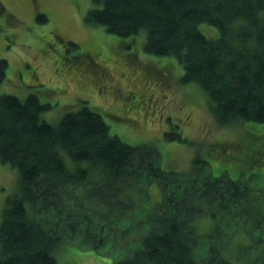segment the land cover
Returning <instances> with one entry per match:
<instances>
[{"label":"trees","instance_id":"16d2710c","mask_svg":"<svg viewBox=\"0 0 264 264\" xmlns=\"http://www.w3.org/2000/svg\"><path fill=\"white\" fill-rule=\"evenodd\" d=\"M91 2L86 22L124 38L145 33L147 53L174 57L179 82L202 89L218 126L264 124V0ZM46 17L36 15L40 23ZM201 23L219 35L207 37ZM6 66L0 58V84ZM49 107L34 93L0 94V163L18 173V194L0 221V264H59L55 250L67 242L112 250L113 264H232L247 246L242 264H264V173L214 176L198 159L193 177H180L162 169L154 145L122 141L88 105L57 123L41 117ZM252 128L253 136L264 130ZM252 141L243 164L263 167L264 145Z\"/></svg>","mask_w":264,"mask_h":264},{"label":"rangeland","instance_id":"374dc122","mask_svg":"<svg viewBox=\"0 0 264 264\" xmlns=\"http://www.w3.org/2000/svg\"><path fill=\"white\" fill-rule=\"evenodd\" d=\"M91 7V0H0V58L7 61L0 94L20 99L38 95L50 105L41 113L50 123L86 104L102 114L110 132L122 141L154 145L162 169L180 177H193L198 159L208 162L214 176L239 179L264 173V166H245L247 158L242 157L245 147H253L252 139L264 145V124L218 126L202 89L194 82H179L183 69L174 57L147 53L145 33L124 38L86 22ZM39 13L47 16L46 22H38ZM198 26L207 37L219 35L208 23ZM72 41L76 48L70 46ZM252 126L262 130L259 136L251 134ZM172 131L182 140L169 139L166 133ZM148 190L150 203H159L158 184L152 183ZM17 194V171L0 163V221L8 199ZM222 230L230 239L226 225ZM260 241L264 242V232ZM87 249L67 242L55 255L59 264H113L112 250ZM250 250L240 249L232 264H242Z\"/></svg>","mask_w":264,"mask_h":264},{"label":"flooded vegetation","instance_id":"af4514ba","mask_svg":"<svg viewBox=\"0 0 264 264\" xmlns=\"http://www.w3.org/2000/svg\"><path fill=\"white\" fill-rule=\"evenodd\" d=\"M119 118H122V117H119Z\"/></svg>","mask_w":264,"mask_h":264},{"label":"bare ground","instance_id":"6f19581e","mask_svg":"<svg viewBox=\"0 0 264 264\" xmlns=\"http://www.w3.org/2000/svg\"><path fill=\"white\" fill-rule=\"evenodd\" d=\"M176 176V175H175ZM157 188V187H156Z\"/></svg>","mask_w":264,"mask_h":264}]
</instances>
